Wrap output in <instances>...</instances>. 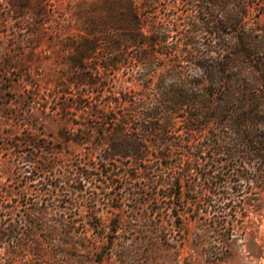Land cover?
Listing matches in <instances>:
<instances>
[{
	"label": "rangeland",
	"instance_id": "374dc122",
	"mask_svg": "<svg viewBox=\"0 0 264 264\" xmlns=\"http://www.w3.org/2000/svg\"><path fill=\"white\" fill-rule=\"evenodd\" d=\"M133 1L0 0V264H264V163L251 185L252 176L241 174L246 183L226 209L210 205L207 181L173 185L192 145L206 156L217 136H231L229 115L212 120L215 112L205 111L197 121L193 108H162L154 124L169 123L167 168L141 162L96 163L91 174L64 170L96 161L99 134L121 128L96 119L95 109L128 113L123 98L144 89L132 59L139 49L121 58L110 40L131 11L150 18L145 33L171 22L169 42L182 54L194 47L198 19L220 20L221 36L237 48L229 54L223 44L220 56L238 66L234 95L222 108H264V0H224L206 12L207 0ZM83 41L98 46L81 60L75 46ZM114 60L120 63L109 66ZM139 127L126 134L137 129L152 159L161 149ZM242 154H234L236 176Z\"/></svg>",
	"mask_w": 264,
	"mask_h": 264
},
{
	"label": "trees",
	"instance_id": "16d2710c",
	"mask_svg": "<svg viewBox=\"0 0 264 264\" xmlns=\"http://www.w3.org/2000/svg\"><path fill=\"white\" fill-rule=\"evenodd\" d=\"M223 1L207 0L202 10L206 12L211 8H221ZM127 3L134 6L133 0H127ZM198 20L199 22L193 27L194 35L190 36L194 47L192 51H188L185 50L188 49V45L185 44L186 54H182L178 52L177 43L169 42L173 37L170 30L171 22L163 23L161 28L155 23L150 24L151 28L145 33L143 29L150 18L136 11L126 14V28L110 39L112 49L118 52L121 58H124L130 49H139V54L132 59L139 64L138 80L141 81L144 89L133 95H125L122 105H126L127 108L124 109L128 110V113L118 116L120 113L114 110L106 113L98 108L95 109L96 119L105 117L121 128L112 130L108 134L104 132L99 134L100 140L96 147L100 153L96 156L97 160L88 162L86 166L63 168L68 170L69 175L84 172L91 174L93 171L90 167L96 163L105 166H116L118 163L132 168L141 162H153L160 168H167L169 157L163 151L166 149L164 136L169 123L157 128L154 121L161 115L162 108L173 112L190 107L196 113L190 114V118L197 121L205 118V111L215 112L214 116L209 117L212 120L229 115L228 130L231 136L223 138L217 136L214 151L210 155L208 152L206 156L201 147L192 145L193 152H188L175 170L176 176L173 178L177 182L173 185L178 187V182L191 179L193 181L188 186L189 189H193L195 181H207L210 184L208 197L212 199L210 205L216 208L223 202V207L226 209L234 201V194L238 192V188H242L246 183L241 179L242 173L252 176L247 181V185L258 181L257 172L264 163V108H234L231 111L222 108L234 95L235 75L232 73L238 66L235 65L233 58L228 62L222 60L220 55L226 50L221 47L226 44L229 54H234L237 48L231 40L221 36L223 31L219 26L220 20H215L212 15ZM97 46L96 42L92 44L86 41L80 46L76 45L77 58L83 60L87 57L88 51L93 53ZM157 47H161L163 51L160 52ZM182 55L185 61L179 59ZM126 57L130 59L129 55ZM162 62L166 65H162ZM119 63V60H114L109 66L115 67ZM104 67L108 68V66ZM160 70L162 71L159 74ZM157 74L159 75L155 80ZM210 89L221 92L224 98L218 99L216 92L211 94ZM115 102L122 103L119 99ZM134 124H140V130L151 136L150 143L161 149L154 158L150 159L148 151L150 145L146 144L148 140L138 137L137 129L134 133L126 134V129ZM237 151L243 153L240 156L243 170H239L236 176L231 172L235 169L232 163L238 162L234 155ZM227 154L234 155V158L223 163L222 156ZM201 161L205 164H201ZM256 163L259 164L257 168ZM43 168L47 169L49 166Z\"/></svg>",
	"mask_w": 264,
	"mask_h": 264
}]
</instances>
